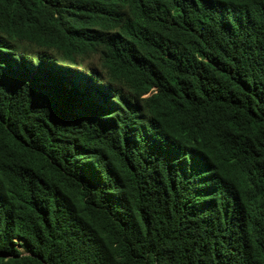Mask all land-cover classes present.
<instances>
[{
	"label": "trees",
	"instance_id": "trees-1",
	"mask_svg": "<svg viewBox=\"0 0 264 264\" xmlns=\"http://www.w3.org/2000/svg\"><path fill=\"white\" fill-rule=\"evenodd\" d=\"M0 264H264V0H0Z\"/></svg>",
	"mask_w": 264,
	"mask_h": 264
}]
</instances>
